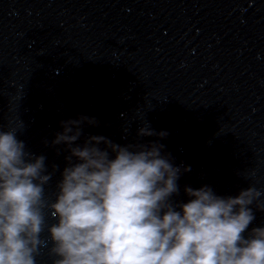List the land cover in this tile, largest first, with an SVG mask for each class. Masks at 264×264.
Returning a JSON list of instances; mask_svg holds the SVG:
<instances>
[{
	"label": "water",
	"instance_id": "95a60500",
	"mask_svg": "<svg viewBox=\"0 0 264 264\" xmlns=\"http://www.w3.org/2000/svg\"><path fill=\"white\" fill-rule=\"evenodd\" d=\"M81 116L98 121L81 146L164 145L181 169L175 205L205 185L221 197L253 186L264 203V0H0V125L23 123L52 201L70 155L52 141ZM146 125L157 135L139 136ZM250 207L245 237L264 227ZM41 238L37 264H53L47 228Z\"/></svg>",
	"mask_w": 264,
	"mask_h": 264
},
{
	"label": "clouds",
	"instance_id": "9594fccd",
	"mask_svg": "<svg viewBox=\"0 0 264 264\" xmlns=\"http://www.w3.org/2000/svg\"><path fill=\"white\" fill-rule=\"evenodd\" d=\"M85 122L98 125L86 116L61 121L52 141L70 152L54 201L45 194L46 157L17 138L23 123L0 125V264H37L46 228L53 264H264V227L244 235L255 219L250 205L264 210L261 191L221 197L207 185L186 187L191 199L175 205L181 169L164 145L90 136L81 146ZM138 135L157 134L146 125Z\"/></svg>",
	"mask_w": 264,
	"mask_h": 264
}]
</instances>
